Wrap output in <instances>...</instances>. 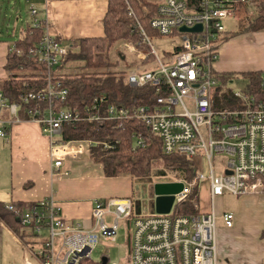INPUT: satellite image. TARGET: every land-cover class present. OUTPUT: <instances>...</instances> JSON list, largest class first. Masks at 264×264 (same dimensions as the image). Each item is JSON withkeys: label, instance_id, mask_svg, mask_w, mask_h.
<instances>
[{"label": "built area", "instance_id": "2783aa9c", "mask_svg": "<svg viewBox=\"0 0 264 264\" xmlns=\"http://www.w3.org/2000/svg\"><path fill=\"white\" fill-rule=\"evenodd\" d=\"M257 1L159 0L148 27L158 36L176 33L182 38L179 46L162 56L128 7L135 19L139 40L137 45L127 41L122 46L138 52L141 61L150 62L126 73L125 82L133 87L150 86L158 94L154 104L139 106L132 115L160 139L165 154L207 162L208 175L204 174L202 163L192 180L176 179L182 189L174 196L176 203L184 202L198 182L208 178L210 210L201 212L195 199L192 203L197 212L194 214L174 215L173 205L168 214L134 216L128 197L95 198L91 202L92 224L86 227L79 220L63 216L52 196L31 205L9 202L4 205L5 209L21 227L34 234L31 240H36L29 247H35L31 250L37 263L27 264L91 262L98 242L114 241L122 223L130 224L131 229L126 261L121 264H217V221L220 218L225 226L231 227L234 216L231 212L219 216L213 207L214 200L225 193L235 196L264 193V71L260 72L256 84L248 81L244 90H230L229 99L223 96L227 89L223 85L218 92L220 103H215L221 83L214 70L218 55L216 41L225 31L224 21L233 17L238 7L252 10ZM28 11L31 26L44 30L30 55L41 67L38 73L45 78V84L23 94L19 102L11 101L0 91V138L7 139L9 128L21 122L38 124L48 138V155L55 176L63 172L66 162L90 157L96 146L111 148L105 141L85 138L61 141L64 123L82 120L112 123L129 113L123 107L107 103L105 97H94L81 110L57 106V102L66 103L68 97V89L57 79L62 74L56 72L68 52V43L48 30V20L39 17L35 4L30 3ZM199 24L200 32L179 30L182 26ZM138 45H144L149 51H141ZM13 50L14 43L7 51ZM132 139L133 150L144 147L141 134H132ZM215 157L221 159L217 170L213 166ZM108 261L103 256L94 263L108 264Z\"/></svg>", "mask_w": 264, "mask_h": 264}, {"label": "trees", "instance_id": "16d2710c", "mask_svg": "<svg viewBox=\"0 0 264 264\" xmlns=\"http://www.w3.org/2000/svg\"><path fill=\"white\" fill-rule=\"evenodd\" d=\"M194 0H190L193 2ZM157 3L154 0H107L105 14L101 20L103 25V36L82 37L73 39L68 44V52L58 68H62L67 63L82 68L78 73H69L67 75H58L63 85L68 89L66 103L57 102V106H68L71 109L81 110L87 104H90L94 97H105L107 103L123 107L128 110V116L115 120L112 123L100 121H77L74 123H64L61 127L60 140L65 142L72 139H91L96 141H105L110 143L111 148L104 149L101 145L92 149L90 157L96 159L105 169L109 177L120 173H129L130 175L145 176L148 173L147 167L153 159L161 160L163 165L174 174L175 179H191L194 176L198 164L194 159L182 155L165 154L161 147L158 137L153 135L140 120L133 117L134 109L139 106H151L156 101L158 94L150 86L133 87L125 82L126 74L122 72L111 71V67L121 63L124 56L121 55L122 49L116 48L114 56L110 52L115 43L126 40L137 45L139 32L136 28L135 19L129 13V6L148 34L154 32L148 27V22L155 15ZM247 15V21L242 25L239 31L225 34L222 37L226 39L239 32H250L264 30V0H258L254 6V14L249 15L250 10L239 7ZM43 29L28 25L21 37L14 42V50L7 51V63L5 69L12 75L0 82V91L3 92L11 101L19 102L23 94L28 91L40 88L45 84V78L41 74L19 77L15 74L20 70H39L30 51L34 49L37 43L43 37ZM143 49L144 45H138ZM218 47V46H217ZM177 49V47L175 48ZM20 51V54L16 53ZM114 57V59H113ZM15 71V72H13ZM260 72L241 74L253 84L257 83ZM217 78L221 82L217 87L215 103L219 105L220 98L218 92L223 85L233 78V74H218ZM230 90L227 88L224 93L225 99H229ZM32 102L29 103L31 107ZM25 117V115H21ZM142 135L145 145L132 149V134ZM192 194V193H191ZM196 195V192H195ZM34 202L19 204H29ZM194 209L190 196L184 202L176 203L173 209L174 215L194 214ZM0 221L12 230L23 229L14 215L7 211L4 204L0 202ZM20 229V230H21ZM21 232V237L33 236L30 230ZM264 235V228L262 230ZM24 240V238H22ZM33 243L36 240H25ZM84 264H94L86 261Z\"/></svg>", "mask_w": 264, "mask_h": 264}, {"label": "crops", "instance_id": "0c3cea01", "mask_svg": "<svg viewBox=\"0 0 264 264\" xmlns=\"http://www.w3.org/2000/svg\"><path fill=\"white\" fill-rule=\"evenodd\" d=\"M106 7L107 0H46L43 11L37 8L39 17L47 18L48 30L67 42L82 37L103 36L101 20ZM11 45L0 42V82L7 78L5 65ZM217 51L214 70L218 74L230 73L238 77L245 73L263 72L264 30L230 36L217 47ZM0 139L10 145L11 151L18 150L12 176H0V202L4 205L9 202H37L52 196L63 216L79 220L87 227L92 224L93 199L128 195L122 186L112 189L105 185L108 180L115 182L122 179L130 185L132 175L120 173L109 177L100 163L87 156L66 162L65 173L53 176L48 140L35 122L16 124L9 128L7 139ZM20 156L26 158L21 160ZM245 218L244 215L235 217L231 227L218 219L217 264H264V223H248ZM20 229L12 230L0 221V264L37 263L29 250L30 243L25 241L32 237H21L27 229H21L22 233Z\"/></svg>", "mask_w": 264, "mask_h": 264}, {"label": "rangeland", "instance_id": "374dc122", "mask_svg": "<svg viewBox=\"0 0 264 264\" xmlns=\"http://www.w3.org/2000/svg\"><path fill=\"white\" fill-rule=\"evenodd\" d=\"M159 0H154L157 3ZM30 3L35 4L37 7H40L41 11L45 6V0H0V42H6L11 45L15 42L21 35L23 34V30L26 26L30 24V14L28 11V6ZM254 9L250 10L249 15L254 14ZM43 14V13H41ZM40 15V12H39ZM247 13L241 8H237L235 10V14L233 17L228 18L224 21L225 31L222 33L217 39V46L221 45L226 39L222 40V37L225 34L233 33L239 31L244 26L245 16ZM244 32H239L237 34H241ZM246 33V32H245ZM235 34V35H237ZM232 35V36H235ZM181 36L174 33L168 36H158L155 32H151L150 34V42L155 47L159 56H162L164 52H172L175 46H179L181 44ZM127 42L126 40H121L118 43H115L112 47H115L111 50L110 56H114L116 53L114 50L116 48L122 49L121 55L124 56V59L121 63L117 64V67H111V71L129 73L132 70H135L137 67H141L142 63L145 64L147 61H141L139 58L138 52H130L123 48L122 44ZM70 44V41H67ZM143 52H148L149 49L144 47L140 49ZM114 59V57H113ZM152 59V58H150ZM217 60V58H216ZM235 62V61H233ZM72 63H67L62 68H57V74L67 75L69 73H78L82 71V68L77 66H72ZM6 70V69H5ZM7 72V70H6ZM15 72V71H13ZM15 74L19 75V77L24 76L26 74L29 75H37L39 74L37 70H18ZM12 75V73L7 72V77ZM10 77V76H9ZM248 80L242 75L236 77L234 76L229 82L225 84V87L229 90L237 91L244 90L245 85H247ZM45 138L47 136L43 134ZM48 140V138H47ZM10 145L5 143V140L0 139V176H12V167L13 162H16L17 151H11ZM24 151V149H21ZM21 160L26 158L25 156H20ZM198 166H201L203 163L200 158L194 159ZM221 159L215 157L213 160L214 169L217 170V165ZM202 170L205 175H208L209 169L207 162L202 164ZM148 173L145 176H131V182L126 181V179H122L120 181H111L108 180L106 183V187L115 189L118 185L122 186L124 190L128 193L127 197L130 199L133 209L134 216H144V215H154V214H168L166 213H158L155 206V200L157 195L154 193V185L157 183H170L175 182L174 174L166 169L161 160L153 159L149 162L147 167ZM185 179L187 181L192 180ZM197 198H196V195ZM198 193V194H197ZM50 196L41 198L39 200L47 199ZM170 199L171 208L176 204V197L174 194L168 195ZM197 199L200 211L208 212L211 208V200H210V192H209V180L208 178L201 180L198 182L197 187H194L192 194L190 195V202H195ZM5 203V202H4ZM264 193H256V194H242V195H232L229 193H225L221 196L216 197L213 202V207L215 212L223 214L224 212H231L235 217H241L244 215L246 221L248 223L257 222L264 223ZM7 204V203H6ZM193 204V203H192ZM260 204H263L262 206ZM170 208V209H171ZM219 215V214H218ZM131 226L122 223L121 227L117 231L116 239L114 241H103L102 239L98 242L95 250L92 254V263L96 260H99L103 256H107L109 258L108 264L110 262H117L119 264L126 261V253L129 247V234H130ZM20 232H22L20 230ZM35 247L32 246L31 249ZM29 247V250H32ZM97 264V263H94Z\"/></svg>", "mask_w": 264, "mask_h": 264}, {"label": "water", "instance_id": "95a60500", "mask_svg": "<svg viewBox=\"0 0 264 264\" xmlns=\"http://www.w3.org/2000/svg\"><path fill=\"white\" fill-rule=\"evenodd\" d=\"M202 26L195 25L192 27H180L181 32H200ZM182 189V184L179 182H170V183H157L154 185V193L157 195L155 200V206L158 213H166L170 210L171 204L168 195L177 193Z\"/></svg>", "mask_w": 264, "mask_h": 264}]
</instances>
